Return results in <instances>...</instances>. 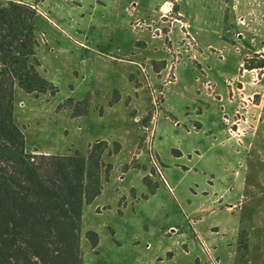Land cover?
Returning <instances> with one entry per match:
<instances>
[{
  "label": "rangeland",
  "instance_id": "1",
  "mask_svg": "<svg viewBox=\"0 0 264 264\" xmlns=\"http://www.w3.org/2000/svg\"><path fill=\"white\" fill-rule=\"evenodd\" d=\"M11 1L56 87L15 88L27 151L107 143L78 264H264V0Z\"/></svg>",
  "mask_w": 264,
  "mask_h": 264
},
{
  "label": "trees",
  "instance_id": "2",
  "mask_svg": "<svg viewBox=\"0 0 264 264\" xmlns=\"http://www.w3.org/2000/svg\"><path fill=\"white\" fill-rule=\"evenodd\" d=\"M37 13L35 4L0 3V264H78L83 206L101 193L107 143H96L88 156L27 151L15 88L56 92L38 71Z\"/></svg>",
  "mask_w": 264,
  "mask_h": 264
},
{
  "label": "built area",
  "instance_id": "3",
  "mask_svg": "<svg viewBox=\"0 0 264 264\" xmlns=\"http://www.w3.org/2000/svg\"><path fill=\"white\" fill-rule=\"evenodd\" d=\"M256 78H257V81L264 80V65L262 67H260V68L257 69V71H256Z\"/></svg>",
  "mask_w": 264,
  "mask_h": 264
},
{
  "label": "crops",
  "instance_id": "4",
  "mask_svg": "<svg viewBox=\"0 0 264 264\" xmlns=\"http://www.w3.org/2000/svg\"><path fill=\"white\" fill-rule=\"evenodd\" d=\"M168 2H170V1H165V2L162 4V6H163L165 3H168ZM162 6H161V7H162Z\"/></svg>",
  "mask_w": 264,
  "mask_h": 264
},
{
  "label": "bare ground",
  "instance_id": "5",
  "mask_svg": "<svg viewBox=\"0 0 264 264\" xmlns=\"http://www.w3.org/2000/svg\"><path fill=\"white\" fill-rule=\"evenodd\" d=\"M164 6H166V4H165ZM167 6H168V5H167ZM167 6H166V7H167ZM168 8H169V7H168ZM165 9H167V8H165Z\"/></svg>",
  "mask_w": 264,
  "mask_h": 264
}]
</instances>
